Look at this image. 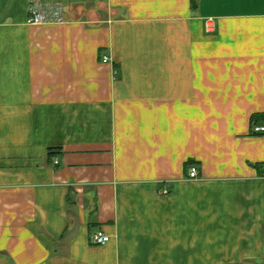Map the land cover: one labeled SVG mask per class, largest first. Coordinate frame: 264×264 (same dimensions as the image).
Listing matches in <instances>:
<instances>
[{
  "label": "crops",
  "instance_id": "obj_1",
  "mask_svg": "<svg viewBox=\"0 0 264 264\" xmlns=\"http://www.w3.org/2000/svg\"><path fill=\"white\" fill-rule=\"evenodd\" d=\"M260 124L264 0H0V264H264Z\"/></svg>",
  "mask_w": 264,
  "mask_h": 264
},
{
  "label": "built area",
  "instance_id": "obj_2",
  "mask_svg": "<svg viewBox=\"0 0 264 264\" xmlns=\"http://www.w3.org/2000/svg\"><path fill=\"white\" fill-rule=\"evenodd\" d=\"M52 14L48 15L46 13L41 12L39 9H31L29 17L26 21L28 25L31 26H39V25H44L52 22H61V13H60V8L59 7H53L52 8ZM206 29L207 31L212 30L213 23L211 20H208L206 22ZM108 58L103 57L102 63H107ZM251 132L255 135L257 134H263L264 133V124L260 125H255L251 128ZM188 176L190 179H196L198 176V171L197 168L194 166L189 167L188 169ZM110 240L109 236H106L102 232L98 231L94 233L91 237V241L94 245H104Z\"/></svg>",
  "mask_w": 264,
  "mask_h": 264
}]
</instances>
